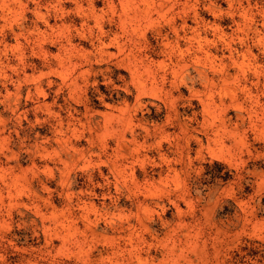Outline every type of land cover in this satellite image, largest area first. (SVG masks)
Segmentation results:
<instances>
[{"label": "rangeland", "instance_id": "1", "mask_svg": "<svg viewBox=\"0 0 264 264\" xmlns=\"http://www.w3.org/2000/svg\"><path fill=\"white\" fill-rule=\"evenodd\" d=\"M0 264H264V0H0Z\"/></svg>", "mask_w": 264, "mask_h": 264}, {"label": "trees", "instance_id": "2", "mask_svg": "<svg viewBox=\"0 0 264 264\" xmlns=\"http://www.w3.org/2000/svg\"><path fill=\"white\" fill-rule=\"evenodd\" d=\"M215 164H217V163H215Z\"/></svg>", "mask_w": 264, "mask_h": 264}]
</instances>
